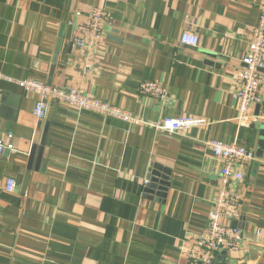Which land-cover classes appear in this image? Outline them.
I'll return each instance as SVG.
<instances>
[{
  "label": "crops",
  "instance_id": "1",
  "mask_svg": "<svg viewBox=\"0 0 264 264\" xmlns=\"http://www.w3.org/2000/svg\"><path fill=\"white\" fill-rule=\"evenodd\" d=\"M262 1L0 0V140L15 149L0 158V264H190L221 167L209 140L255 157L240 169V218L228 223L242 244L212 264H264V88L247 127L234 97ZM93 8L110 23L86 58L72 52L67 23ZM182 33L198 46L180 45ZM2 77L80 88L142 124L55 102L37 120V97ZM145 82L165 86L166 101L141 96ZM178 117L206 124L152 128Z\"/></svg>",
  "mask_w": 264,
  "mask_h": 264
},
{
  "label": "built area",
  "instance_id": "2",
  "mask_svg": "<svg viewBox=\"0 0 264 264\" xmlns=\"http://www.w3.org/2000/svg\"><path fill=\"white\" fill-rule=\"evenodd\" d=\"M108 23H110V18L101 8L90 9L84 19H69L67 26L72 29L70 41L72 52L88 58L87 54L93 52L100 44L103 28ZM179 43L195 48L199 44V39L192 33H182ZM242 64L243 68L236 77L234 97L237 102V123L247 127L253 120L249 117L250 110L254 105L260 104L264 88V0L260 6L259 23L252 31ZM86 69L90 70L89 65H86ZM2 78L17 85L24 93H32L37 97L32 113L37 120H43L48 103L55 102L126 124H142L138 117L102 100L89 97L80 88L55 87L33 80L18 81ZM138 93L158 102H164L168 98L167 88L158 83H142L139 85ZM205 124L204 119L178 117L163 119L152 128L176 134L203 127ZM10 138L12 136L7 135V140ZM204 146L220 162L221 167L216 181V194L208 214L207 227L197 235L185 252L190 264H212L219 254L238 252L243 241L241 229L228 224L240 218L242 195L236 192L234 186L243 181L241 167L255 160L251 150L235 144H223L209 140L204 143ZM6 151L15 152L14 145L10 141L0 140V158ZM147 184L148 181H145V185ZM14 189V181L8 179L4 191L9 194L13 193Z\"/></svg>",
  "mask_w": 264,
  "mask_h": 264
},
{
  "label": "water",
  "instance_id": "3",
  "mask_svg": "<svg viewBox=\"0 0 264 264\" xmlns=\"http://www.w3.org/2000/svg\"><path fill=\"white\" fill-rule=\"evenodd\" d=\"M50 75H51V73H50ZM49 84V83H48ZM48 84H46V85H48ZM49 86V85H48ZM59 87V86H58ZM60 87H64V86H60ZM34 150H35V147L33 146L32 147V149H31V152H30V161L29 162H31L32 161V159H33V156H34ZM155 183H156V180L154 181ZM151 185H149L148 187H150ZM24 187H25V183H24ZM23 187V188H24ZM156 188V186L154 187V186H151V188Z\"/></svg>",
  "mask_w": 264,
  "mask_h": 264
}]
</instances>
